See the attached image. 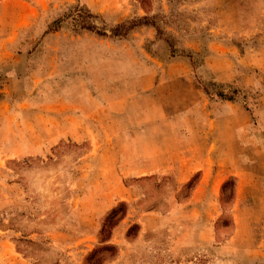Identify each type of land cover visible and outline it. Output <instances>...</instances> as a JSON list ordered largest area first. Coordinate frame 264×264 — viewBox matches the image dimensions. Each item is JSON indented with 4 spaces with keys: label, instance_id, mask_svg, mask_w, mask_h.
<instances>
[{
    "label": "rangeland",
    "instance_id": "374dc122",
    "mask_svg": "<svg viewBox=\"0 0 264 264\" xmlns=\"http://www.w3.org/2000/svg\"><path fill=\"white\" fill-rule=\"evenodd\" d=\"M120 25L122 35H114ZM195 40L205 50L213 41L234 46L217 56L233 58L234 81L218 82L200 67L206 53L185 49ZM114 43L130 51L124 70L131 69L132 53L159 58L163 66L170 54L192 55L211 104L225 100L217 95L223 91L249 110L262 154L253 150L249 164L237 159L235 174L217 177L214 188L210 157L177 184L171 173H121L120 159L99 152L98 127L52 126L58 80L52 69L64 75L69 69L57 60L69 56L76 69L90 48L92 69L99 70L101 50ZM263 74L264 0H6L0 6V264H264V188L237 189L236 176L254 180L264 165ZM40 94L47 120L37 116ZM27 97L32 100L19 107ZM33 119L40 124H29Z\"/></svg>",
    "mask_w": 264,
    "mask_h": 264
},
{
    "label": "crops",
    "instance_id": "0c3cea01",
    "mask_svg": "<svg viewBox=\"0 0 264 264\" xmlns=\"http://www.w3.org/2000/svg\"><path fill=\"white\" fill-rule=\"evenodd\" d=\"M5 1L0 0V6ZM24 15L26 18L27 14ZM97 40L104 42V39ZM114 44L112 49L101 50L105 52H100L99 70L92 69L90 48L84 49L89 52L83 55L82 64L78 60L76 69L70 68L73 62L69 56H65L64 61L57 60L58 65L66 61L69 69L66 75L56 71L58 66L52 69L55 83V76L58 77L50 104L52 126H80L85 132L93 126L98 127L99 152L107 149L120 159L121 173L139 176L171 173L177 184L186 183L189 175L203 170L205 164L208 165L205 158L210 157L214 188L217 177L235 174L237 159L245 157L249 164L253 150L262 154L261 136L251 134L249 110L237 101L222 100L211 104L189 56L170 54L163 66L159 58L152 57L153 62L140 58L139 53H132L131 69L124 70L122 62L130 56V51L125 54L120 45ZM186 44L187 50L206 53L200 67L211 71L218 82H232L237 77L233 58L217 57L218 53L233 52V45L213 41L205 50L196 40ZM112 65L114 68H110ZM30 100L31 97L23 99L19 107ZM35 100L37 116L44 120L46 101L41 94ZM10 118L14 119V115ZM29 124L36 122L33 119ZM209 132L215 146L210 154L206 143ZM236 143L240 144L238 152L235 151ZM236 176L237 189L256 187L263 192V163L257 176L253 175L254 180H242L239 173ZM200 183L202 185L203 180ZM236 196L238 199V193ZM258 200L263 201V196ZM174 206L177 205L171 207Z\"/></svg>",
    "mask_w": 264,
    "mask_h": 264
},
{
    "label": "trees",
    "instance_id": "16d2710c",
    "mask_svg": "<svg viewBox=\"0 0 264 264\" xmlns=\"http://www.w3.org/2000/svg\"><path fill=\"white\" fill-rule=\"evenodd\" d=\"M124 27V25H120V26H118V27H116V28H114L113 29V32H114V35H122V33H121V29ZM81 28H83V29H88V30H90V31H95L96 33H98L99 35H104V36H107V32L106 31H101V30H99V29H97L98 27H96V25H94L93 23H87V24H81ZM185 48V47H184ZM186 49V48H185ZM191 56V58H192V55H190ZM204 88V90H205V92L207 93V94H209L210 93V91H209V88L208 87H203ZM2 95V93L0 92V96ZM217 95L219 96V97H221L222 99H225V100H231V101H234V100H236V97H234V96H227L226 95V93H224L223 91H218L217 92ZM234 181V180H233ZM224 186H226V184L224 185Z\"/></svg>",
    "mask_w": 264,
    "mask_h": 264
}]
</instances>
